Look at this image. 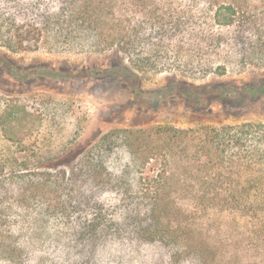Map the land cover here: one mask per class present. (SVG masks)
<instances>
[{
	"label": "trees",
	"instance_id": "obj_1",
	"mask_svg": "<svg viewBox=\"0 0 264 264\" xmlns=\"http://www.w3.org/2000/svg\"><path fill=\"white\" fill-rule=\"evenodd\" d=\"M42 41L113 50L143 74L224 75L230 63L264 67V0H0V44L35 50ZM120 137L135 161L133 188L109 175L105 182L96 166L77 169L89 180H75L68 205L49 198V189L66 188L58 176L36 172L34 184L19 187L24 203L31 192L73 220L63 264H264V123L157 126ZM105 143L85 160L107 152ZM7 166L0 157V197L27 178L7 180ZM103 187L115 197L92 198ZM3 222L1 211L0 229ZM10 237L0 231V259L30 264Z\"/></svg>",
	"mask_w": 264,
	"mask_h": 264
},
{
	"label": "rangeland",
	"instance_id": "obj_2",
	"mask_svg": "<svg viewBox=\"0 0 264 264\" xmlns=\"http://www.w3.org/2000/svg\"><path fill=\"white\" fill-rule=\"evenodd\" d=\"M51 43L17 51L0 44V157L8 163L7 180L27 175L8 185V195L0 197L5 215L0 231L11 235L8 244L31 255L30 264H63L66 258L62 244L73 220L66 210L53 207V201L68 205L75 180H89L78 176L77 169L96 166L105 182L111 177L134 187L135 175L128 172L135 161L120 132L264 123V67L230 63L224 75L205 77L143 74L113 50L67 51ZM106 138L111 140L105 143L107 152L85 160ZM36 172L58 176L66 188L49 189L52 202L30 192L24 203L19 187L34 184L31 175ZM90 183L96 185L95 180ZM90 194L103 201L115 197L106 187L101 193L92 188ZM179 203L187 209V197ZM68 253L73 262L74 253Z\"/></svg>",
	"mask_w": 264,
	"mask_h": 264
}]
</instances>
